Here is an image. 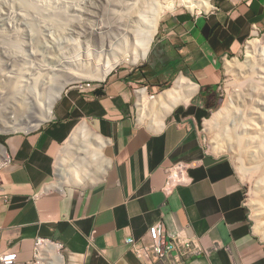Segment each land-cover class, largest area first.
<instances>
[{
  "label": "crops",
  "instance_id": "1",
  "mask_svg": "<svg viewBox=\"0 0 264 264\" xmlns=\"http://www.w3.org/2000/svg\"><path fill=\"white\" fill-rule=\"evenodd\" d=\"M262 31L264 0H210L207 11L178 12L162 21L144 64L110 73L95 90L68 87L42 125L0 134L10 160L0 169V253L17 252L15 264H27L44 239L60 246L61 264H148L126 239L160 223L196 238L201 253L183 264H264L243 183L228 159L205 149L201 133L218 104L223 61ZM175 85L192 89L189 100L158 131L139 124L138 90L153 97ZM84 121L107 140L108 166L93 185L60 186L62 146ZM178 161L193 164L192 182L165 196V170Z\"/></svg>",
  "mask_w": 264,
  "mask_h": 264
},
{
  "label": "rangeland",
  "instance_id": "2",
  "mask_svg": "<svg viewBox=\"0 0 264 264\" xmlns=\"http://www.w3.org/2000/svg\"><path fill=\"white\" fill-rule=\"evenodd\" d=\"M132 1L0 0V48L10 49L14 52L13 55L17 56L16 62L13 64H5V61L0 57V69L5 70V74L10 72L11 80H14H9L8 83L5 77H2L4 79L1 78L2 75L0 74V94L3 97L0 95V125L5 127L6 121H27L31 119L32 114L44 111L45 104L48 102L47 99L51 98L54 87H56L49 80L53 74L51 71L70 68L71 62L80 54L82 55L84 50H97L101 42H105V40L106 44H109V40H111L112 45L115 46V43L119 41V32H121L120 20L126 24L129 22L130 26H134L136 22L131 17L132 15L129 16L127 13L129 4L126 5V3ZM173 1L176 5L174 9L165 10L161 13L157 32L146 58L135 65L118 64L110 73L134 69L144 64L149 58L152 47L160 33L161 23L165 18L181 11H204L199 8L190 11L183 4L185 0ZM16 13H21L22 18L17 20L18 18H15L14 15ZM252 40H255V44L261 49L254 53H247L248 50H251L247 43ZM248 42L239 56H232L223 61L224 75L217 90L218 104L207 118L209 120L212 117V114L219 109L227 96L230 103L227 112L224 113V115L227 114L226 119L222 120L221 125L210 130H206L205 121L201 127V133L205 149L212 154L225 157L233 165L244 186L245 205L253 229L264 242V156L260 155L261 149H259L264 144V97L258 96V92L264 91V31L251 37ZM232 59H237L240 65L238 69L234 70L235 72L226 69L225 62ZM33 69L39 73L37 85L39 96H37L40 100L38 109H34L31 104H28L29 106L23 104V98L19 95L22 93V89L21 95H24L29 89L28 76ZM16 76L17 79L15 80ZM83 80L93 79L83 78L68 81L64 85L63 91L68 87L77 86ZM10 81L15 82L14 85ZM154 97L148 96V99L154 100ZM14 132L25 131L7 130V133ZM218 139L220 140L219 149L213 150V143ZM92 179L93 177L74 186L83 188L93 185ZM64 181L65 179L61 175L59 176L57 171V183ZM54 182L56 183V177Z\"/></svg>",
  "mask_w": 264,
  "mask_h": 264
},
{
  "label": "bare ground",
  "instance_id": "3",
  "mask_svg": "<svg viewBox=\"0 0 264 264\" xmlns=\"http://www.w3.org/2000/svg\"><path fill=\"white\" fill-rule=\"evenodd\" d=\"M130 1L131 0H129V2ZM127 4H129L127 13L129 16L132 15L131 17H133L136 22L134 26H130L129 22L126 24L122 22V20H120L121 22L119 21L121 32H119V41L115 43L116 45L113 46L111 40H109V44H106L105 40V42H101V45L97 50H84L82 55L80 54L77 58H75V60L71 62L70 68H63V70L61 68L55 71L49 70L51 73H53L49 80L50 82L54 83L55 85L53 86L56 87H54L51 98L47 99L48 102L45 104L46 107L44 111H42V113L38 112V114H32V117H30L31 119L27 121H6L5 127L0 125V133H7V130L11 131V129L22 130L26 132L37 128L42 122L49 120L52 116L53 107L56 101L60 98L64 85L68 81H75L83 78L104 81L106 76L115 68L116 65L121 63L126 65H135L146 58L153 38L157 32V28L161 19V13L165 10L170 11L174 9L176 5L173 0H133L131 3H126V5ZM183 4H185V7H187L190 11H192L194 8L207 11L210 8V0H185ZM14 15L15 18H18L17 20L22 18L21 13H16ZM254 41L255 40H252L247 43L248 48L251 49L248 50L247 53H254L256 50L261 49L255 44ZM13 53L14 52L5 47L0 48V57H2L3 61H5V64H13L16 62L15 58L17 56H14ZM225 63L226 69L230 72H235L234 70L238 69L240 66L237 59L227 60ZM0 74L2 75L1 78L5 77V80L7 79V82L9 83V80H11L10 72L9 74H5V70L0 69ZM16 75L19 74L16 73ZM38 78L39 73L33 69L32 73L28 76L29 89L24 95H21L23 93V89L22 93L19 94L23 98L22 103L26 105L31 104L33 105L32 107L34 109L39 106L40 100L38 98L39 95L37 94V85L39 83ZM16 79L17 76L15 77V80ZM180 79L182 82L185 81V79L182 77H180ZM11 83L14 85L15 82ZM180 84L182 85L184 83ZM7 85L10 86L9 84ZM138 91L139 102L137 109L139 115V124L144 123L153 131L160 130V128L163 126L166 116L171 112V110L177 104L181 102H187L192 95V89L180 87V85L179 87L175 85L174 87L167 89L163 93L155 96L154 100H151V98L148 99L145 89H140ZM258 96L264 97V91L258 92ZM231 98L233 100V97ZM229 103L230 99L226 96V100H224L222 106L212 114V117L209 120L206 121V130H210L215 126L221 125L222 120L226 119L225 117L227 114L224 115V113L227 112ZM252 132L255 131L252 130ZM219 142L220 140L218 139V141L213 143V150L219 149ZM106 144L107 140L94 132L87 122L84 121L78 124L62 147L60 156L58 155L59 160L56 168L59 176L61 175L65 181L59 182L57 184L60 186L67 184L78 185L80 182L85 181L86 179H91L92 177V184L100 181L108 166V160L103 153ZM259 149H261L260 155L264 156V144H262ZM0 154L6 155L1 145ZM260 205H258V208H260ZM38 250L40 252L38 264H61V256L53 244L44 242L39 246Z\"/></svg>",
  "mask_w": 264,
  "mask_h": 264
},
{
  "label": "built area",
  "instance_id": "4",
  "mask_svg": "<svg viewBox=\"0 0 264 264\" xmlns=\"http://www.w3.org/2000/svg\"><path fill=\"white\" fill-rule=\"evenodd\" d=\"M100 83L101 81L83 80L75 87L79 88L81 91L95 90L99 87ZM9 162L10 160L7 155L0 154V169L1 167L8 165ZM192 165L193 164L189 162L178 161L172 163L166 168V177L161 189L165 196L171 195L178 187H187L191 184L192 179L188 175V170ZM44 242L54 245L51 241L37 239L32 260L27 264L38 263L40 254L38 249ZM126 244L130 246L131 253L137 259L143 260L148 264H183L182 257L201 253L196 238L184 237L180 232L170 234L169 232H166L160 223L150 226L145 238L139 240L127 238ZM16 262L17 252L9 251L0 253L1 264H15Z\"/></svg>",
  "mask_w": 264,
  "mask_h": 264
},
{
  "label": "clouds",
  "instance_id": "5",
  "mask_svg": "<svg viewBox=\"0 0 264 264\" xmlns=\"http://www.w3.org/2000/svg\"><path fill=\"white\" fill-rule=\"evenodd\" d=\"M7 155V154H6Z\"/></svg>",
  "mask_w": 264,
  "mask_h": 264
}]
</instances>
